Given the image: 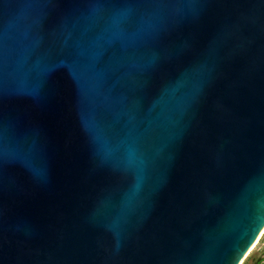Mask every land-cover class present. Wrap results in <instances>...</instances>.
I'll list each match as a JSON object with an SVG mask.
<instances>
[{"label":"water","instance_id":"95a60500","mask_svg":"<svg viewBox=\"0 0 264 264\" xmlns=\"http://www.w3.org/2000/svg\"><path fill=\"white\" fill-rule=\"evenodd\" d=\"M263 233L264 0H0V264H243Z\"/></svg>","mask_w":264,"mask_h":264},{"label":"rangeland","instance_id":"374dc122","mask_svg":"<svg viewBox=\"0 0 264 264\" xmlns=\"http://www.w3.org/2000/svg\"><path fill=\"white\" fill-rule=\"evenodd\" d=\"M243 264H264V233Z\"/></svg>","mask_w":264,"mask_h":264},{"label":"snow or ice","instance_id":"6c2138e0","mask_svg":"<svg viewBox=\"0 0 264 264\" xmlns=\"http://www.w3.org/2000/svg\"><path fill=\"white\" fill-rule=\"evenodd\" d=\"M252 238H254V234H253L252 237H249V238H248L249 242H250V240H251ZM240 252H241V254H242V252H243V248H241ZM238 258H239V257H237V259H238Z\"/></svg>","mask_w":264,"mask_h":264}]
</instances>
